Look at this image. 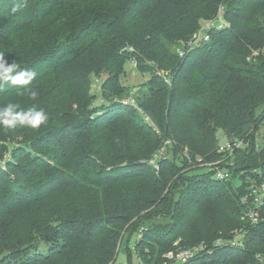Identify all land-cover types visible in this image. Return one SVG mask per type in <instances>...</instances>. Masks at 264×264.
Listing matches in <instances>:
<instances>
[{
    "label": "trees",
    "instance_id": "1",
    "mask_svg": "<svg viewBox=\"0 0 264 264\" xmlns=\"http://www.w3.org/2000/svg\"><path fill=\"white\" fill-rule=\"evenodd\" d=\"M220 11L226 24L181 57ZM131 58L150 75L135 96L122 83ZM220 131L244 142L230 180L241 168L264 181V0H0V264H111L157 216L171 230L143 229L129 264L131 251L161 264L200 242L185 264H264L246 184L188 174L222 157ZM179 182L199 198L177 197Z\"/></svg>",
    "mask_w": 264,
    "mask_h": 264
},
{
    "label": "rangeland",
    "instance_id": "2",
    "mask_svg": "<svg viewBox=\"0 0 264 264\" xmlns=\"http://www.w3.org/2000/svg\"><path fill=\"white\" fill-rule=\"evenodd\" d=\"M223 14H224V12H223ZM216 24L217 25L226 24V21L225 20H222V21L218 20L216 22ZM137 64H138L137 58H131V60L129 62H127L125 65L126 75L124 76L122 83H123L126 90L130 89V91H132L133 89H136V90H138L139 88L142 89L143 84L146 82V80H148L150 78L149 73H142L140 70L137 69ZM106 77H107L106 74L102 75L100 81H102V80L104 81L106 79ZM96 83L92 87L93 91L98 90L97 86L100 87V82H98L97 85H96ZM95 102H96V105L101 106L103 104V97H99ZM260 133L261 132L257 131V136H256V141L258 142L257 145H262V142H263V138H261L262 136ZM253 134H254V132L252 131L251 134L249 135V137L247 138V146L251 145V142H253V139H254ZM218 137L220 138V144L221 145L225 144L226 141L228 140L223 136L222 131L219 132ZM171 146H172V143H171ZM218 152L221 153V151H219V149H218ZM222 154H223L222 157H220L219 159H216V160H212V162H208V165L203 166V165H200L199 163H196V165L193 166V168H190L191 170L188 171V174H193L194 172L195 173H205V172L210 170V168H211V166H209L210 164L216 163L219 161H222L220 164H217V166L220 168H224V166L226 167V165H228L229 167H232L234 169V171H235V169H238L237 164L234 162L235 152H232V153L227 152L225 154L222 152ZM228 169L231 170L230 168H228ZM239 169L240 170L236 171L237 177L232 178L233 180H230L228 182V184H232L233 187H236V188L244 187L242 185L246 184L244 187V191L246 194L253 192L254 189H256L259 186H261L262 184H264V181L256 180L255 177H253L254 174H252L251 172H248L246 170H242L241 168H239ZM211 170L213 172L215 169L211 168ZM254 171L255 172L257 171V176H258L259 180H263L262 179L263 176L260 174L258 175L259 170H254ZM231 181L233 183H231ZM243 181H245V183H243ZM194 186L196 187L194 189L198 188L197 183L196 184L194 183ZM201 186H204V185H201ZM176 190H177V194H176L177 197H178V191H180L183 194H185L186 196L192 195L196 198H199V192L191 189V185L189 186L188 183L179 182ZM221 191H222V188L220 186L215 188L216 193H220ZM206 192H207V190H206ZM261 221L264 222V212H261L259 219H258V223ZM171 226H172L171 219L169 217H163V216H157L154 219L141 222V227L139 229H137L132 235H130V234L126 235V237L124 238V241L121 243V246L119 248L118 258L115 261H118L119 263H123V264H129L130 263L129 258H128L129 257L128 246L131 248L134 246V244L138 240V236H139L140 231H142L143 229H146L147 227H151L154 229H159L163 232H169L171 230ZM258 230H259V233L262 232V235L259 238V240H261V243H260V244H262L261 246H264V226L258 228ZM203 243H205V242H200L199 244H196L194 246H198V245H201ZM205 244H208V243H205ZM40 248H41L42 252H46L48 250L45 247L44 243L42 245H40ZM169 252L170 251H168L167 253L164 254V256H163L164 260L162 261V263L160 262L161 264H163V262H165L167 260L170 262H175L174 259H172V258L170 259L166 256ZM171 252L176 253L177 251L171 250ZM131 253H132V263L137 264L138 258L136 256V254L132 251H131Z\"/></svg>",
    "mask_w": 264,
    "mask_h": 264
},
{
    "label": "built area",
    "instance_id": "3",
    "mask_svg": "<svg viewBox=\"0 0 264 264\" xmlns=\"http://www.w3.org/2000/svg\"><path fill=\"white\" fill-rule=\"evenodd\" d=\"M218 20L219 21L225 20L222 11H220L216 16H214L212 18L203 20L200 23L198 30L193 34V36L188 41L185 42L183 47L178 49V54L181 57L185 56L186 51H189L193 48L200 47L204 43L209 42L211 39L212 33L215 30L220 29L225 25V24L217 25L216 22ZM159 73L164 78L166 83H171V78H170L169 74H167L164 70L159 71ZM136 91H137L136 89H133L131 91L134 96L136 94ZM133 95H132V97H130L127 100V103L129 102V103L136 105L137 101H136V99L133 98ZM145 121L150 122V117L145 116ZM171 143H172L171 141L164 142V145L160 149L159 153H157L154 156V158L151 160V163L154 164L156 166V168H159L158 164L156 162V159L166 156L168 147L171 145ZM240 147H244V142H243V140L236 139L234 141H226L225 144L220 145L219 151H221V153L222 152L223 153H227V152L232 153V152H235L236 149H240ZM197 162L203 166L208 165V163H204L201 158H198ZM220 163L221 162L219 161V162L212 163L209 165V166H211V168L215 169L213 171V175H214L215 179L226 180V181L230 180L231 174L228 173V171H225L223 168H220L217 166V164H220ZM211 168H210V170H211ZM243 203H245L247 205V211L245 214V218L248 219L253 224L258 223V219H259V216L261 214V207L264 204V184H262L261 186H259L256 189H254L253 192H251V193H248V194L245 193V195L243 197ZM142 232L143 231H140L139 237H142ZM219 243H221L220 239L215 242V244H219ZM208 247H209V245L203 243V244L198 245V246H194L191 248H187V249L177 251L176 253L169 252L166 256L170 259L171 258L174 259L175 262H170L167 260V261L163 262V264H185L188 260L193 258L197 253H199L202 250H205ZM209 249H211V248H209ZM138 261H139V258H138ZM111 264H123V263H119L118 261H113ZM137 264H142V263L139 261Z\"/></svg>",
    "mask_w": 264,
    "mask_h": 264
}]
</instances>
